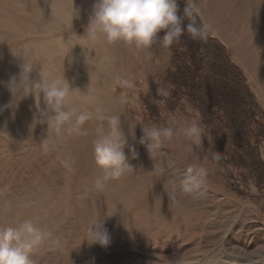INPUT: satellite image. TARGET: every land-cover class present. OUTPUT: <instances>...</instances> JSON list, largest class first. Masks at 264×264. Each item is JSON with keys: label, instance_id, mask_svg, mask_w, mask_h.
Wrapping results in <instances>:
<instances>
[{"label": "rangeland", "instance_id": "1", "mask_svg": "<svg viewBox=\"0 0 264 264\" xmlns=\"http://www.w3.org/2000/svg\"><path fill=\"white\" fill-rule=\"evenodd\" d=\"M185 2L225 47L264 110V0ZM94 3L0 0V226L31 219L49 233L32 253L35 264H264V190L244 169L214 158L201 118L188 104L161 110L156 123L149 120L144 100L168 96L172 88L166 78L171 48L155 42L136 51L88 40ZM73 7L79 14L71 23ZM24 59L34 64L30 79L39 80L40 71L64 74L74 88L70 107L92 110L99 104L106 116L121 117L137 153L133 158L125 147L132 170L96 188L103 172L93 160L92 142L100 128L107 130V120L94 118L80 132L65 126L59 134L47 123H34L36 98L19 97L11 85L20 79ZM193 124L202 129L196 141L184 134ZM129 125H135V139ZM143 126L172 127L175 134L162 137L150 154L139 142ZM260 155L264 171V142ZM200 167L207 170L204 184L185 192L187 170ZM101 221L107 245L87 236Z\"/></svg>", "mask_w": 264, "mask_h": 264}, {"label": "clouds", "instance_id": "2", "mask_svg": "<svg viewBox=\"0 0 264 264\" xmlns=\"http://www.w3.org/2000/svg\"><path fill=\"white\" fill-rule=\"evenodd\" d=\"M177 0H95L89 23L84 35L90 41L103 39L109 44L123 43L136 51L149 49L158 40L164 47H169L178 40L184 32L182 17L177 14ZM78 10L73 7L70 20L78 16ZM163 31L161 37L159 33ZM193 38H205L206 33L192 28ZM79 44V43H77ZM76 45V44H75ZM73 46L69 47V52ZM147 58V57H146ZM25 60V59H24ZM34 64L25 60L22 73L17 81L13 79L11 85L16 87L19 97L32 94L37 101L39 115L34 120L47 123L59 134L65 126L69 131L80 132L82 126L94 118L107 120L108 128H100L92 142L93 160L103 175L95 182L97 189H103L110 180H118L133 167L129 163V156L125 147L133 158L137 155L135 149L128 144L119 115L106 116L99 104H94L92 110L70 107L73 90L64 74L50 76L40 71V79L29 78ZM123 83L131 87L129 81ZM41 94L45 108H40ZM90 103H93L90 100ZM2 111V109H0ZM135 125H129V134L135 139ZM140 143L146 145L150 154L159 149L162 137L171 138L175 133L172 127L147 128L143 126ZM202 129L193 124L184 129V134L193 141L199 140ZM219 161L220 156L214 157ZM207 176L204 167L189 168L182 180L183 190L193 192L201 188ZM49 233L37 227L31 219H26L17 225L0 226V264H35L32 253L39 243ZM91 243L107 245L109 235L102 227V221L92 225L87 233Z\"/></svg>", "mask_w": 264, "mask_h": 264}, {"label": "trees", "instance_id": "3", "mask_svg": "<svg viewBox=\"0 0 264 264\" xmlns=\"http://www.w3.org/2000/svg\"><path fill=\"white\" fill-rule=\"evenodd\" d=\"M177 4L184 32L169 46L171 59L166 78L172 88L168 96L150 95L144 100L149 120L156 123L161 110L172 112L188 104L199 114L201 126L220 160L244 169L255 185L264 190V181L260 180L264 174L260 169L264 110L225 47L208 34L185 0H177ZM192 28L205 32V38H193ZM163 34L159 33L161 37ZM227 140L233 142L228 147ZM243 179L247 181L245 175ZM229 187L240 189L233 184Z\"/></svg>", "mask_w": 264, "mask_h": 264}]
</instances>
